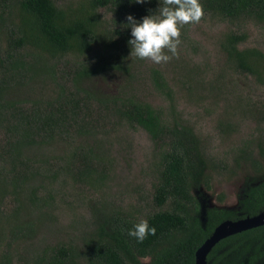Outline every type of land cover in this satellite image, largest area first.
Listing matches in <instances>:
<instances>
[{
    "label": "trees",
    "instance_id": "obj_1",
    "mask_svg": "<svg viewBox=\"0 0 264 264\" xmlns=\"http://www.w3.org/2000/svg\"><path fill=\"white\" fill-rule=\"evenodd\" d=\"M200 3L201 20L264 25V0ZM157 7V0L144 4L77 0L66 6L54 0H0V226L7 223L3 233L21 211L27 215L40 211L43 217L60 189L70 183L100 190L105 180L103 141L97 138L102 121L113 119L119 127L142 128L161 148L153 195L159 211L146 219L155 227L154 235L138 243L128 235L138 219L112 217L97 224L85 245L41 246L20 264H146L147 258L148 264H195L197 250L220 224L264 212V164L253 159L255 146L264 158V137L256 144L246 141L236 156L237 162L255 168L237 208L210 207L202 213L195 193L211 187L210 159L195 128L177 116L170 121L163 110L135 93L108 96L93 89L91 80L98 73L129 70L126 16L139 20ZM101 9L113 14L118 31H112ZM246 39L244 33L227 32L220 48L233 71L249 74L264 85V54L240 49ZM91 52L97 63L76 69L72 90L58 81V59L86 57ZM150 77L155 90L172 103L175 115L174 90L159 70H152ZM94 104L97 110L91 108ZM57 142L75 147L64 156L47 157L44 150ZM9 197L15 202V214L4 210ZM13 226L7 234H21ZM0 264L13 262L4 256ZM207 264H264V226L222 240Z\"/></svg>",
    "mask_w": 264,
    "mask_h": 264
},
{
    "label": "rangeland",
    "instance_id": "obj_2",
    "mask_svg": "<svg viewBox=\"0 0 264 264\" xmlns=\"http://www.w3.org/2000/svg\"><path fill=\"white\" fill-rule=\"evenodd\" d=\"M54 1L58 6H66L77 0ZM100 11L112 31H118L113 14L105 9ZM227 32L247 36L240 49H255L264 54V25L249 21L233 25L206 17L181 27L178 55L167 63L155 64L128 56V71L109 70L91 80L96 91L108 96L135 93L163 110L170 121L177 116L195 128L210 159L211 187H203L195 193L202 213L210 207L237 208L244 187L255 175V168L243 160L237 162L236 156L246 141L255 140L256 144L264 137V85L227 65L220 48V41ZM116 39L122 41L118 36ZM57 61L58 81L72 90L76 69L96 64L97 57L91 52L86 57L68 56ZM154 69L164 75L175 92V115L172 103L151 83ZM91 108L97 110L98 106L94 104ZM97 138L103 141L104 147L102 173L105 180L100 190L74 183L61 188L43 217L40 211L33 215L24 211L16 214L8 231L14 229L15 224L21 229L18 236L7 234L8 231L3 233L7 223L1 222L0 259L8 256L13 264L25 263L34 250L58 242L81 247L99 222L105 224L112 217L128 216L140 221L159 211L153 195L161 159L160 143L142 128L119 127L113 119L101 122ZM74 147L57 142L44 151L47 157L55 158L64 156ZM253 159L264 164L256 146ZM4 210L15 214L12 197L8 198ZM149 261V258L143 260L146 264Z\"/></svg>",
    "mask_w": 264,
    "mask_h": 264
},
{
    "label": "clouds",
    "instance_id": "obj_3",
    "mask_svg": "<svg viewBox=\"0 0 264 264\" xmlns=\"http://www.w3.org/2000/svg\"><path fill=\"white\" fill-rule=\"evenodd\" d=\"M148 2L134 0L137 4ZM157 3L155 10L149 9L139 20L127 15L124 26L130 30L129 57L162 64L178 55L181 27L198 23L204 13L200 0H157ZM155 231L146 219H141L128 230V235L139 243Z\"/></svg>",
    "mask_w": 264,
    "mask_h": 264
},
{
    "label": "water",
    "instance_id": "obj_4",
    "mask_svg": "<svg viewBox=\"0 0 264 264\" xmlns=\"http://www.w3.org/2000/svg\"><path fill=\"white\" fill-rule=\"evenodd\" d=\"M261 226H264V212L246 219L223 222L215 229L211 237L197 250L195 254V264H207L209 254L222 240Z\"/></svg>",
    "mask_w": 264,
    "mask_h": 264
}]
</instances>
